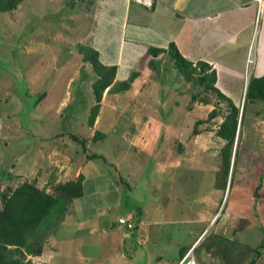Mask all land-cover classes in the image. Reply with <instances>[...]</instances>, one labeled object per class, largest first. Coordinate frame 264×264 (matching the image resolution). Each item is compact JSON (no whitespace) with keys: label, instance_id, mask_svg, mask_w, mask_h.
<instances>
[{"label":"rangeland","instance_id":"rangeland-1","mask_svg":"<svg viewBox=\"0 0 264 264\" xmlns=\"http://www.w3.org/2000/svg\"><path fill=\"white\" fill-rule=\"evenodd\" d=\"M100 1L90 9L79 0H27L14 12L0 13V207L25 182L54 193L56 185L81 172L86 178L84 198L74 201L78 216L72 213L61 224L59 236L67 237L68 247H59L55 256L48 250L35 264H177L181 251L197 239L192 227L200 220L204 236L224 234L240 244L243 264L255 249L264 255V103L248 101L239 166L227 195L216 187L225 144L216 134L226 104L218 106L217 118L198 125L218 105L217 95L194 85L192 71L180 77L170 53L148 56L150 45L160 47L151 32L138 54L137 37H128L132 16L124 0L109 6ZM80 46L96 49L101 62L117 66L118 82L140 71L128 91L104 93L94 126L89 118L96 104L95 72ZM250 56L251 50L247 61ZM231 81L228 97L241 106L244 86L237 97L238 81ZM43 93L45 99L33 108ZM97 131L106 137L94 142ZM73 136L87 143L88 153ZM89 154L98 157L88 160ZM131 209L150 226L148 245L136 242L135 231L127 245L102 247L105 222L114 227L118 213ZM101 210H110V216L99 217ZM132 221L121 225L131 223L133 229ZM242 224L246 230L234 234ZM205 257L207 264H221L212 253Z\"/></svg>","mask_w":264,"mask_h":264},{"label":"trees","instance_id":"trees-1","mask_svg":"<svg viewBox=\"0 0 264 264\" xmlns=\"http://www.w3.org/2000/svg\"><path fill=\"white\" fill-rule=\"evenodd\" d=\"M26 1L0 0V13L7 14L14 12ZM67 3L70 5L69 2ZM48 13L51 14V12ZM80 52L84 56V62L89 63L95 72L92 90L95 94L96 104L92 107L89 118L90 125L94 126L102 106L104 93L107 90L110 94H120L128 91L140 76V71H133L127 80L118 82L116 80L117 66L111 67L101 62L99 51L91 47L80 46ZM165 53H170V59L174 62V69L180 72V77L192 71L196 75V84L194 85L205 91L214 92L218 97V105L210 112L208 120H199L197 122L198 125L204 123V121H212L217 118L220 115L218 106L223 103L226 104V110L225 112L223 111V115L221 114L223 122L220 124L216 134L225 143L219 153L221 163L220 170L216 173V187L227 190L231 168L233 167V183L237 167L239 166V147L246 123L248 101H251V103L254 101L264 102V77L256 78L252 76L249 81L245 95L244 112L241 118L236 159L232 166L241 116V106H238L217 88V73L209 64L198 62L194 66L192 62L185 59L175 44L171 43L168 49L150 47L147 55L158 58L161 54ZM152 63L153 68L156 70L159 63L155 60ZM45 97V93L41 94L35 100L33 108L43 101ZM193 97L195 99L198 96L194 94ZM76 100L83 102L79 95L78 97L76 96ZM195 133L198 135L200 132L196 130ZM104 137H106V134L97 131L93 137V141L97 142ZM73 139L82 144L83 151L88 153V146L85 141L79 140L78 136H73ZM97 157L96 154H89L88 160H93ZM84 176L81 173L76 179L56 185L54 193H48L45 188H38L30 182H25L17 189L11 191V194L4 199L3 206L0 207V264H35L32 258L43 254L46 242L58 233L74 201L84 197ZM135 227L133 229L127 227V229L134 230ZM245 230L246 226L242 224L239 230L234 231V234ZM239 245L235 241H231L224 234L210 233L199 242L198 246L194 249V254L200 264H207L208 260L205 255L209 253H212L214 258H219L221 264L247 263L246 255L237 251L241 247ZM242 247L246 251L249 250L247 246ZM260 256L261 252H259V249H255L249 264H256ZM203 258L207 262H203Z\"/></svg>","mask_w":264,"mask_h":264},{"label":"crops","instance_id":"crops-1","mask_svg":"<svg viewBox=\"0 0 264 264\" xmlns=\"http://www.w3.org/2000/svg\"><path fill=\"white\" fill-rule=\"evenodd\" d=\"M86 1L80 2L79 0L77 3L87 5L90 9L91 6L97 3L96 0ZM111 1L101 0L100 2L101 4L109 6L108 2ZM135 1L124 0L126 15L128 16L130 14L132 16L129 21V25L132 26L128 29V37L130 39L133 35L137 37L138 54H141V51H143V43L146 44V41H149V34L151 32L154 36L152 39L155 45L160 46L155 47L150 45L153 48H168L173 43L185 59L192 62L194 66L198 62L209 64L217 73V88L219 90L222 89L221 92L226 96H228L230 87L232 86L231 80L237 79L239 86L237 92L238 97L242 95L241 90L243 86L245 89V83L242 80L244 78V72L246 71L248 54L251 48H253L255 65L252 76L256 78L264 77V0H262V4L259 3V0H169L167 2L163 0H152L151 7H145ZM190 2L194 8L189 7ZM132 8H137V12L133 14L131 12ZM104 13H106V10ZM158 23H166V27L158 25ZM233 101L235 102L236 100ZM259 102L254 101L252 104ZM76 201L79 202V200ZM75 202L73 210L68 216L72 215V213L76 217L78 216L76 212L79 205L75 204ZM110 212V210L107 212L101 210L98 216L107 218L110 216ZM68 216L62 225H65V222L67 223L69 221ZM122 217L127 219L132 218L134 220L132 222L136 226L135 229L128 230L125 228L126 226L119 224V219ZM117 219V222H112L114 227L108 225L106 220V222L104 221L106 226L102 227L106 228L107 237L105 238L106 243L102 239V247L105 248L107 245L110 248L118 247L117 243L120 242L127 245L128 237L130 235L132 236L135 231L137 233L135 237L137 238L136 242L139 241V245L141 243L142 247L148 245L150 241V232L148 231H151V229L149 224H145V222L140 220V213L138 211L134 213L131 209L128 215L118 213ZM201 221L203 220L193 223L194 225L198 224L196 228L194 226L192 227V230L196 231L198 237L191 247L184 248L181 251L177 264H180L184 256L198 246L199 242L204 239L206 230L202 231L203 227L200 224L203 222ZM117 224L122 227L121 230H117ZM62 225L58 233L49 238L45 244L43 254H46L49 250L55 256L60 250L59 247H68L67 237L59 236L60 230L65 227ZM112 231L113 233H111ZM182 252L185 253L184 256ZM43 254L40 257L32 258L34 263L36 260L39 261L41 257H44ZM110 255L111 251L109 252ZM262 256L264 257V255L259 257L258 264L263 259ZM203 262H207V260L203 258Z\"/></svg>","mask_w":264,"mask_h":264},{"label":"built area","instance_id":"built-area-1","mask_svg":"<svg viewBox=\"0 0 264 264\" xmlns=\"http://www.w3.org/2000/svg\"><path fill=\"white\" fill-rule=\"evenodd\" d=\"M136 1H138L139 3H141L143 5H150L151 4L149 2V0H136ZM261 2H262V0H259V3H261ZM252 56H253V48H251V56H250L249 60L247 61V65H246L247 80L250 79L252 76V73H250V71H249V67L254 64V61H252L253 60ZM249 74H251L250 77H249ZM128 220H131V218ZM128 220L126 218H120L119 223L120 224H126L128 222ZM127 226L131 228L132 224L128 223ZM183 263H185V264H198V262L196 261V259L194 258V256L192 254H188L187 257L185 258V260L183 261Z\"/></svg>","mask_w":264,"mask_h":264},{"label":"water","instance_id":"water-1","mask_svg":"<svg viewBox=\"0 0 264 264\" xmlns=\"http://www.w3.org/2000/svg\"><path fill=\"white\" fill-rule=\"evenodd\" d=\"M247 87H248V84L246 83L244 96L246 95ZM244 102H245V100H243V103H242V106H241V116H240L239 128H238V133H237L236 143H235V148H234L232 166L234 165V162H235V159H236V153H237L238 141H239V132H240V127H241V118H242L243 112H244ZM180 149H181V147L179 148V151H180ZM232 170H233V167L231 168L230 177H229V181H228V186H227V190H226L227 191V195H229V193H230V187H231V183H232ZM260 186H261V184H260ZM260 186L255 190V194H256L257 197H258V191L260 189ZM226 200H227V198H226Z\"/></svg>","mask_w":264,"mask_h":264},{"label":"clouds","instance_id":"clouds-1","mask_svg":"<svg viewBox=\"0 0 264 264\" xmlns=\"http://www.w3.org/2000/svg\"><path fill=\"white\" fill-rule=\"evenodd\" d=\"M135 2H137V1H135ZM137 3H139V2H137ZM150 5H144L145 7L147 6V7H151L152 6V0H150ZM139 4H141V3H139ZM260 4H262V2L260 3ZM143 5V4H142ZM252 77V76H251ZM251 79V78H250ZM250 79H248V80H246V82H245V86H246V83L247 84H249V81H250ZM248 88V87H247ZM244 92H245V89H244ZM241 106H242V104H241ZM132 219V218H131ZM196 248V247H195ZM194 248V249H195ZM194 249L193 250H191V251H189L185 256H184V258L182 259V261L180 262V264H185V263H183V261L185 260V258L187 257V255L188 254H192L193 256H194V258L196 259V261L198 262V260H197V258H196V256L194 255ZM198 264H200L199 262H198Z\"/></svg>","mask_w":264,"mask_h":264},{"label":"bare ground","instance_id":"bare-ground-1","mask_svg":"<svg viewBox=\"0 0 264 264\" xmlns=\"http://www.w3.org/2000/svg\"><path fill=\"white\" fill-rule=\"evenodd\" d=\"M149 2H150V0H149Z\"/></svg>","mask_w":264,"mask_h":264}]
</instances>
